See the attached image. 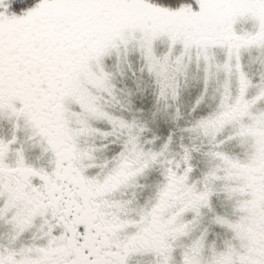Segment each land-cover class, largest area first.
<instances>
[{
  "label": "snow or ice",
  "instance_id": "6c2138e0",
  "mask_svg": "<svg viewBox=\"0 0 264 264\" xmlns=\"http://www.w3.org/2000/svg\"><path fill=\"white\" fill-rule=\"evenodd\" d=\"M0 264H264V0H0Z\"/></svg>",
  "mask_w": 264,
  "mask_h": 264
}]
</instances>
